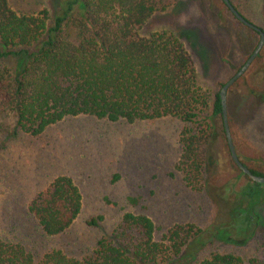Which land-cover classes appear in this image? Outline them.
Masks as SVG:
<instances>
[{"label":"trees","instance_id":"trees-1","mask_svg":"<svg viewBox=\"0 0 264 264\" xmlns=\"http://www.w3.org/2000/svg\"><path fill=\"white\" fill-rule=\"evenodd\" d=\"M178 1L52 0L49 8L33 13L18 12L0 0V61L14 59L12 68L0 65V134L11 130L37 136L77 116L127 123L178 119L184 126L176 170L185 186L202 188L207 167L212 160L217 164L211 153L217 141L235 169L231 185L222 190L231 201L229 219L205 229L177 226L155 239L158 228L149 217L124 212L110 235L98 239L80 258L51 249L35 260L21 244L0 240V264H179L171 263L176 258L183 264H264L220 252L194 263L220 233H252L264 184L252 181L231 159L219 92L211 95L198 86L179 36L145 31L154 15ZM220 3L235 18L225 2ZM8 112L15 117L13 129L2 122ZM227 125L232 140L228 116ZM236 153L252 174L264 176L262 169L249 166ZM240 178L246 184L237 187ZM128 202L138 201L129 197ZM81 206L79 188L70 177L59 175L28 202L27 210L45 235L54 236L74 222Z\"/></svg>","mask_w":264,"mask_h":264},{"label":"rangeland","instance_id":"rangeland-1","mask_svg":"<svg viewBox=\"0 0 264 264\" xmlns=\"http://www.w3.org/2000/svg\"><path fill=\"white\" fill-rule=\"evenodd\" d=\"M18 12H38L52 0H7ZM238 11L264 31V0H231ZM173 31L183 42L197 84L211 95L245 63L259 35L224 9L220 0H179L157 13L145 31ZM13 67L14 59L0 61ZM226 112L241 160L264 171V43L245 71L226 90ZM15 126L13 112L2 119ZM184 123L165 117L111 122L92 116L68 117L32 136L11 130L0 134V240L19 243L37 260L51 249L80 258L101 237H108L124 212L144 214L158 228L155 239L177 226L205 229L229 219L222 191L236 174L219 141L200 190L185 186L176 170L182 153ZM214 163V164H213ZM70 177L82 196L81 210L62 233L48 236L27 210L28 202L55 177ZM246 184L240 178L237 187ZM137 199L132 205L128 198ZM224 200H223V199ZM231 204V201L229 202ZM253 231L222 232L195 256L231 253L245 262L264 260V196L255 208ZM94 224L89 225V221ZM180 261V262H179ZM183 264L178 258L171 263Z\"/></svg>","mask_w":264,"mask_h":264},{"label":"water","instance_id":"water-1","mask_svg":"<svg viewBox=\"0 0 264 264\" xmlns=\"http://www.w3.org/2000/svg\"><path fill=\"white\" fill-rule=\"evenodd\" d=\"M225 2L231 13L235 16L236 19L245 26L253 29L256 31L259 35V41L251 53V55L248 57V59L245 61V63L240 67V69L231 77L229 78L221 87L219 91V97H220V103H221V109H222V114H223V120H224V128H225V133H226V139H227V144L229 148V152L231 155V159L235 163V165L244 173L247 175L252 181L259 183V184H264V176L261 175H255L252 174L249 169L241 163L239 158L237 157V154L234 149V145L231 140L229 128L227 125V112H226V90L227 88L237 79L240 77V75L245 71V69L248 67V65L251 63V61L255 58V56L259 53V50L261 49L263 43H264V32L251 22L247 21L234 7L233 5L229 2V0H222Z\"/></svg>","mask_w":264,"mask_h":264},{"label":"flooded vegetation","instance_id":"flooded-vegetation-1","mask_svg":"<svg viewBox=\"0 0 264 264\" xmlns=\"http://www.w3.org/2000/svg\"><path fill=\"white\" fill-rule=\"evenodd\" d=\"M237 154V153H236ZM238 157V156H237ZM240 160V159H239ZM242 163V162H241ZM244 165V164H243Z\"/></svg>","mask_w":264,"mask_h":264}]
</instances>
